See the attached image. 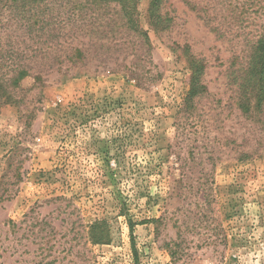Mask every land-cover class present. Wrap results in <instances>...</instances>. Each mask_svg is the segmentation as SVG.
<instances>
[{
    "label": "rangeland",
    "instance_id": "1",
    "mask_svg": "<svg viewBox=\"0 0 264 264\" xmlns=\"http://www.w3.org/2000/svg\"><path fill=\"white\" fill-rule=\"evenodd\" d=\"M73 5L27 22L0 0V264H137L133 242L138 264H264V105L244 113L231 82L264 0H165L162 29L140 0L149 45L118 5L107 34ZM191 54L207 91L188 105Z\"/></svg>",
    "mask_w": 264,
    "mask_h": 264
},
{
    "label": "trees",
    "instance_id": "2",
    "mask_svg": "<svg viewBox=\"0 0 264 264\" xmlns=\"http://www.w3.org/2000/svg\"><path fill=\"white\" fill-rule=\"evenodd\" d=\"M50 1L53 2L55 0H5L6 3H10V5L12 4L20 10L21 18H26L27 22L31 20L32 16L28 14V11L33 6L48 3ZM139 1L140 0H73L74 5L71 10L74 11L73 14L78 13V15L79 13L81 14V11L85 12V18L88 17V9L92 12L102 10V12L98 11V13L94 15V21L92 22L93 26L89 29V32L90 34H96L94 32L107 34L109 32L107 29H104V27L100 29L101 22L98 28L96 24L100 17L109 14L106 10L114 3L120 7V20L122 21L120 25L127 27L131 32L138 33L149 45L150 38L148 32L141 27L137 16ZM164 1L165 0H150L149 15L151 17V24L156 28H161V26L167 27L170 22V17L162 12ZM33 17L38 18L39 14H35ZM43 20L44 19L41 21ZM105 20L107 25H111L113 21V19L110 20V18H106ZM35 23L38 24L39 21L36 20ZM47 24L49 25V22ZM31 25L30 23V26ZM70 50L72 54L69 55V58L73 62L83 59L84 52L82 48L73 47ZM188 61L192 73L190 77V89L186 94L185 102L188 105H192L195 97L207 91V86L202 79L206 63L204 58L198 57L195 54H191L188 57ZM236 62L239 67L231 71V82L236 87L239 108L244 113H248L254 108L258 110L261 109L264 105V34L251 43L249 52L244 56V59L236 57ZM27 75L28 71L22 69L19 71L14 81L17 83L19 79ZM130 228L133 233L134 225H131ZM89 235L94 244L109 243L111 235L107 221L96 220L93 222L89 228ZM133 250L135 262L138 264L140 259L134 242Z\"/></svg>",
    "mask_w": 264,
    "mask_h": 264
}]
</instances>
